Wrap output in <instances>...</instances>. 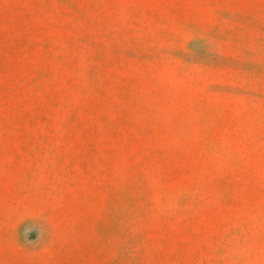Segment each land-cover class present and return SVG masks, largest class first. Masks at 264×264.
<instances>
[{"label":"rangeland","instance_id":"rangeland-1","mask_svg":"<svg viewBox=\"0 0 264 264\" xmlns=\"http://www.w3.org/2000/svg\"><path fill=\"white\" fill-rule=\"evenodd\" d=\"M0 264H264V0H0Z\"/></svg>","mask_w":264,"mask_h":264}]
</instances>
